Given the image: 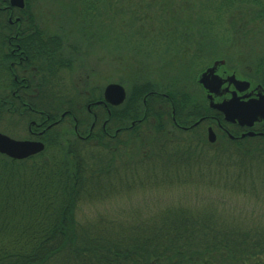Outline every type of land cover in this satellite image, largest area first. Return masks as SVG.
<instances>
[{"label": "trees", "instance_id": "trees-1", "mask_svg": "<svg viewBox=\"0 0 264 264\" xmlns=\"http://www.w3.org/2000/svg\"><path fill=\"white\" fill-rule=\"evenodd\" d=\"M111 1L76 0L75 13L77 16L75 18L80 28V38L83 41L88 42L89 34L91 35L89 42L94 40L97 45L100 40L106 39V37L99 38L102 34L98 31L105 23L103 14L107 12ZM113 1L114 4L117 2V0ZM155 1L146 0L137 6L140 9L143 5L153 6ZM202 1L204 0H198V3ZM206 1L209 5L207 9L209 13L200 10L195 17L188 16L186 20L189 26H186L185 31L176 32V29L174 31L163 26L156 29L146 28L143 23H148L147 19L145 21L142 16L132 15L129 22L136 32L133 33L128 29V39L131 40L134 34L146 42V44L139 43L133 46L136 48L137 56L141 58L139 60L146 64V60H149L150 54L154 51L153 48L166 45L168 39L172 41V38L173 41L170 42L171 46L168 51L172 56V67L169 73L175 77L177 74L181 75L184 80L190 72H195L190 82L200 89L197 77L212 64L206 63V65L205 61L212 59L211 61L216 62L219 60V53L214 46L205 49L206 46L202 48L201 44H197L195 54L190 55L184 61L186 58L184 55L188 54L185 47L191 46V43L187 44L184 40L198 36L210 39L207 43L209 45L221 42V35L223 37L228 35L229 39L235 38L232 36L238 34V30L234 26L236 25L234 13L245 8L252 10L253 13L249 14L254 17V21L260 23L264 21V0ZM118 3L120 4L119 1ZM165 4L168 2L165 1ZM19 13L26 22L20 19L11 33V27L6 19L0 17L1 37H5V33H7V38L17 37L15 44L18 46L15 47V52L26 56L23 58L22 55L21 60L16 58L12 60L10 54L4 53L0 57L1 62L8 61L9 63L5 71L11 80V85L16 89L10 90L13 101L6 97L5 90H3L4 93L0 92V107L6 105L12 110L17 103L25 115L29 117L34 115L42 120V123L37 124L39 126L37 130L47 123L56 126L64 118L69 117L71 126L73 124V129L70 130V137L74 139L72 146L78 149L79 156L72 161L63 160L64 162L59 164L55 157L52 159L51 156L48 158L45 155L47 150L53 149L51 146L54 149L58 148L62 141H56L54 144V141L45 140L46 147L41 153L20 161L8 160L11 163L26 164L27 168L24 167L22 171L12 169L6 160H0V264H264V223L255 224L252 230H247L246 227L236 223L216 220L205 212L204 214L209 216H189L184 208L166 209L160 212L153 221L143 225L128 222L126 227H120L111 219L102 220L103 217H99L97 220L100 221L93 226L88 225L92 222L87 221L82 222L83 224L76 223V203H74L76 196L81 193H86V196H95L109 190L107 182L118 179L117 171H111L116 166L112 164V157L121 148L126 149L130 154L136 149L140 150L143 147V141L140 139L143 133L151 136L156 132L163 138L172 136L171 141L166 139L165 142L177 148L178 156L174 158L175 166H172L173 169L169 173V175L172 173L174 178L165 177L168 180L174 179L175 182L184 181L190 172L184 170L182 162L178 166V161L184 157L186 151H191L193 146L204 149L206 147L208 149L217 148L206 141L202 124L193 127L201 115H210L212 111L204 103L197 102L193 94L188 92L186 85L182 89L177 88V80L174 77L164 88L148 81L134 83L132 86L134 90L132 92L130 90L121 105L112 107L101 103L100 106H94L104 111L102 119L98 110H91V105L87 109L93 128L96 130L91 137L88 134L89 130L85 134V136L88 134L86 139L91 138L86 145L92 144L94 148V156L89 155L88 150H93V148L89 147L86 150L83 149L84 145L80 146L83 137L79 135L78 124L80 123L75 116L83 110L84 106L82 108V104L77 105L76 101L72 102L64 86L62 90L61 87H56L55 93L50 86L46 85L49 82L43 86V78L46 77V80L47 77L53 76L55 62L57 69L62 67L67 69L70 65V59L66 57L69 52L68 47L62 45V37L58 36L57 39L54 36L48 38L44 35L43 29L35 25L27 6L24 5V10H19ZM173 15L169 18L167 16L159 19L148 17V19L158 20L161 23L163 20L170 22L174 18L180 19ZM237 19L249 21L245 13H241ZM114 27L115 25H111V34L113 40H116L119 34ZM117 29L120 28L117 26ZM197 29H200V32H196ZM216 32L219 37H216ZM38 36L43 37L42 50L38 48L34 50L28 42L31 40L35 44L38 43L32 39ZM150 36L164 39V41L156 45L151 42ZM25 38L28 40L24 41ZM53 42L56 45L51 47ZM73 52L70 53V57ZM157 52L165 53L164 46L155 52L156 58L158 56L161 59L162 54ZM29 53L34 54L35 57L33 55L34 58H30ZM205 53L208 56L206 59ZM224 60L226 62V59ZM22 62H26L29 71L32 72L25 80L18 78L19 72L16 70ZM222 69L227 72L232 71L226 64ZM254 69V71H247L241 68L239 73L236 70L235 73L264 87V49L257 54ZM19 82L26 85L21 93V89L16 88ZM4 84L3 87H7L6 80ZM104 88L101 93L99 92V96H94L96 98H93L92 90L82 93L79 91V95L92 97L93 102L102 101ZM2 98H5L7 102L4 101L2 104ZM18 106L14 109H18ZM14 109L12 112L15 114L17 110ZM37 137L42 138L40 135ZM64 147L66 146L63 144L60 149L66 151ZM227 151L230 156L232 154L240 156L238 160H242L243 163L247 159L264 162V137L257 136L232 142ZM83 152H86L88 156ZM146 153L144 156L147 155ZM64 154L69 157L72 151ZM0 157L5 156L0 155ZM187 157L190 158L188 155ZM162 163L164 164L163 171L165 167L166 175H168V169L172 167L168 168L167 162ZM122 164L131 167L132 170L126 168L120 178L130 175L145 181L151 179L150 176L146 178L138 175L139 173L134 170L135 166H131L132 163L123 161ZM27 169H29L27 175L21 173ZM43 180L45 181L44 187ZM119 183L124 188L126 187L121 181ZM21 213L22 215L19 216ZM115 226L119 230L113 232L111 229ZM87 227L88 230H86ZM8 230H11L12 235Z\"/></svg>", "mask_w": 264, "mask_h": 264}, {"label": "rangeland", "instance_id": "rangeland-1", "mask_svg": "<svg viewBox=\"0 0 264 264\" xmlns=\"http://www.w3.org/2000/svg\"><path fill=\"white\" fill-rule=\"evenodd\" d=\"M2 1L3 0H0L1 9L5 7L10 8L6 2L2 3ZM165 1L168 2V4H165ZM144 2H146V0H117V4H114L112 0L108 6L107 12L103 14L105 23L101 27V30L98 31L102 34L99 38L106 37V39L100 40L97 45L94 40L89 42L90 34L87 36L88 42L80 38V28L75 18L77 16L75 13L76 0H24V5L25 7L27 6L28 12L34 18L35 25L43 29L44 35L48 36V38L54 36L57 39L58 36H60L62 37V45L68 47L67 49L69 52L66 57L70 59V65L67 69H64V67L57 69L55 67V62L53 65V76L47 77V81L45 80L46 77H44L43 86L46 82H49L46 85L50 86V88L54 90V93L56 92V87H61L62 90L64 86L72 102L76 101L77 105L82 104V108L84 106L79 114H75L80 123L78 124V129L80 132L79 135L83 137L81 140L82 144H80L81 147L84 145L83 149L85 148L87 150L89 147L93 148L92 144L89 146L86 144L91 140V135L93 136L96 132L91 123V117L87 113V109H89L91 105V110H98L101 119L104 117V111L100 107H94L95 105L100 106L102 103L101 100L93 102L91 99L92 97L87 95V98L81 96V94L79 95V91L82 93L92 90L93 98H96L94 96H99L101 90L106 85L118 84L123 87L127 95L130 90L131 92L134 90L132 88L134 83L139 84L148 81L160 85V88H164L169 85L170 79L174 77L177 80V88L179 87L182 89L186 85L189 89L188 92L192 93L197 99V102L202 104L201 90L190 82L195 72H190L184 80L181 75L177 74L175 77L169 73L172 67V56L168 51L170 50L169 46H171L170 42H172L173 39L171 38L172 41H170L169 38L168 42L165 43L166 45L163 44L153 48L154 51L150 54L149 60H146V65L142 60H139L140 57L137 56V52L135 51L136 48L133 47L135 44H146V42L140 40V37L134 34L132 35V39L129 40L128 29L133 33L135 31L133 25H130L129 22L131 20L129 18L134 15L142 16L145 21L147 19L148 23L141 22L146 28L154 27V29H156L163 26L166 29L169 28L174 31L176 29V32L180 30L185 31L186 26H189L186 20L188 16L195 17L200 10L204 11V13H209L207 10L209 6L208 2L206 0L199 3L198 0H187L185 2H181L180 0H156L153 6L143 5L141 7L142 9H140L137 5ZM179 10H181L180 13ZM123 12L124 14H122ZM241 13H245L249 21L237 19ZM249 13L253 12L248 8L234 13L237 25L234 26L238 30V34L236 33L232 36L235 38L229 39L227 37L230 36L225 35L223 37V35H221V42L209 45L207 43L210 39L199 38L198 36L189 38V40H184L187 44L191 43V46L187 45L185 47L188 54L184 55V57L186 56L184 61H186L190 55L195 54L194 50H197V44H201L203 46L202 48L206 46L205 49L214 46L219 53V60H223L224 66L226 64L231 68L232 71L229 73L232 75L239 77L235 72L237 71V73H239V69L241 68H245L247 71H254V64L257 62V54L264 49V21L261 23L259 21H254V17ZM171 15L180 17V19L174 18L170 22L169 20H163V23L158 20L148 19V17L159 19L167 16L169 18ZM18 16H20L22 22H26L23 16L24 20L21 18L20 13L15 12L12 17L7 15V23L8 19L14 22L18 21L19 18H16ZM111 25H115L114 29L118 30L119 35L115 38L116 40H113ZM224 25H226V23ZM117 26L120 29H117ZM13 27H11L10 33ZM200 29H197L198 31L196 30V32H200ZM223 33L224 32H222V34ZM1 35L0 57L6 53L10 54L13 60L14 57L12 54L14 48L12 47L14 45L18 46L15 44L17 39L15 41L12 40L14 43L10 44L8 41L10 37L7 38V33H5V37H1ZM216 35V37H219L217 32ZM42 36L32 38L33 41H37L39 44L31 42V40L27 38H25L24 41L28 40L29 44L34 47V50L37 48L42 50ZM150 40L156 45L162 40L164 41V39H158V37L155 36H150ZM24 41L23 43L27 45ZM52 44L51 47L56 45L55 42ZM163 46L165 48V53L157 52L158 54H162V56L161 59L158 56L156 58L155 52L158 49L161 50ZM76 49L79 50L76 51ZM149 50H151L150 47ZM71 52H73V55H71L72 57H70ZM29 54L31 55L30 58L35 57L34 54V57L31 53ZM24 57L26 56L23 54V58ZM206 58H208V56L205 53V59ZM224 59H226V62ZM211 60L208 59L205 61V64H213ZM152 61L154 64H150ZM8 65V61H0V92L4 93L3 90H5L4 94L6 97H8L9 100L11 98V101H13L14 99L11 97L10 90L16 89L11 85V80L5 71V69L9 67ZM1 66L3 68H1ZM16 70L19 72L18 78L22 80H25L32 73L29 71L26 62H22ZM219 71L223 72V69H219L218 72ZM5 80L6 84H8L7 87H3V85L5 86ZM21 82H19L16 87L17 90L21 89L20 93L26 86ZM2 99V104L4 101L7 102L5 98ZM14 106L13 109L18 106L17 103ZM13 109L10 110L6 105L0 107V134L18 141H39L43 144L44 148L46 147L45 140L54 141V144H56V141H62L60 146L64 144L66 146L64 148L67 152L72 151L69 157L64 154L67 152L62 151L60 146L55 149L51 146L53 149L47 150L45 155L48 156V158L51 156L52 159L55 157L58 159L59 164L64 162L63 160L68 159V161H72L75 157L79 156L78 149L72 146L74 139L70 137V130L73 129V124L71 126V119L69 117L64 118L63 121L56 126L55 124L47 123V125H43L41 129L37 130L39 127L37 124L42 123L39 117L34 115L29 117L27 114L25 115L19 106L18 109H14L15 111L17 110L15 114L12 112ZM33 124L35 126H31ZM206 125L209 126L211 124L207 123ZM206 125L202 124L205 139L208 141ZM212 129L215 133L219 132V134H217V139L213 143L214 145L212 144L214 147H217L216 149H208L207 147L204 149L203 147L193 146L192 150L186 151L184 157L178 161V166H180L182 162L181 165L184 170L190 172L184 181L175 182L174 179L168 180L165 177L169 176L174 178L172 173L170 175L169 173L173 169L172 166H175L173 162L174 158L178 156L177 148L165 142L166 139L171 141L172 136L163 138V136L158 135L156 132L151 136L147 134L144 135L143 133L140 136V139L143 141V147L140 150L136 149L130 154L126 149L121 148L115 153V156L112 157V164H114L113 166L116 165V168L114 167V170L111 171H117L118 179L107 182L109 190L95 196H86V193H81L76 196V200L74 201V203H76V223L83 224L82 222L87 221L92 222L88 223V225L93 226L100 221L97 220L99 217H103L102 220L111 219L114 224L120 227H126L128 222L134 223L135 225H143L153 221L160 212L166 209L174 210L179 208H184L189 216L210 215L219 221L242 225L244 228L246 227L247 230H252L255 224L264 223V162H259L255 159H247V161L243 163L242 160H238L240 156L236 154L235 156L233 154L230 156L226 150L232 142L236 141L230 140L223 133L220 134L221 132L218 130L216 131L215 126H213ZM87 130H89L88 134L90 135L88 139H86L88 134L85 136ZM37 135L42 136V138L37 137ZM221 140L222 142H220ZM93 151L94 148L93 150H88L87 153L94 156ZM142 152H147V155L144 156ZM87 153L83 152V154L86 155ZM187 155L190 156V158H188ZM170 156L173 157L171 158ZM5 157H0V160H6L12 169L22 171L24 167L27 168L26 164L11 163L8 161L9 158ZM159 160L164 163L167 162L168 168L172 167L168 169V175H166L167 172H165V167L163 171L162 166H164V164ZM123 161L129 164L132 163L131 166H135L134 170L136 173H139L138 175L146 178L150 176L151 179L145 181L135 178L136 176L133 178L130 175H125L120 178L121 173H123L126 168L132 170L131 167L122 164ZM157 161L162 165L160 166ZM28 170L29 169L21 173L27 175ZM109 173L113 174L112 172ZM63 180L65 181L64 178ZM14 181L17 182V180ZM119 181L126 187L124 188ZM234 183H236V185ZM44 185L45 181L43 180V187ZM20 210L22 211V207ZM200 212L203 214L205 212L209 215H203ZM22 213L19 214V216H21ZM82 226L86 227L85 225ZM88 229L87 227L86 230ZM111 230L114 232L119 230V228L115 226ZM8 231L12 235L11 230Z\"/></svg>", "mask_w": 264, "mask_h": 264}, {"label": "water", "instance_id": "water-1", "mask_svg": "<svg viewBox=\"0 0 264 264\" xmlns=\"http://www.w3.org/2000/svg\"><path fill=\"white\" fill-rule=\"evenodd\" d=\"M24 0H10V7L22 8ZM217 62L211 68H208L202 73L198 79V83L206 90L211 100V95L216 93L223 84V81L215 74ZM239 92L247 88L248 84L243 81L236 80L234 76L226 79ZM125 99V92L118 84L108 85L103 92V104L116 107L120 105ZM210 108L214 109L224 115L226 121L238 119L246 127H251L253 122L257 119L264 120V96H259L258 100H251L248 102H239V99L232 97L229 101L221 104H214L210 102ZM252 136L251 133L247 134ZM244 137V136H242ZM214 135L211 129L208 130V141L214 142ZM44 146L39 141H18L11 139L5 135L0 134V154L12 160H23L31 156L41 153Z\"/></svg>", "mask_w": 264, "mask_h": 264}, {"label": "flooded vegetation", "instance_id": "flooded-vegetation-1", "mask_svg": "<svg viewBox=\"0 0 264 264\" xmlns=\"http://www.w3.org/2000/svg\"><path fill=\"white\" fill-rule=\"evenodd\" d=\"M9 5V0H3L2 3H5ZM7 6V5H6ZM10 6V5H9ZM19 10H24V6L22 8H15V7H5V8H0V17H2L3 19H6L7 15H10L12 17V15H14L15 12L19 13ZM10 17V18H11ZM19 18L18 21L14 22L11 21V19H8V25L10 27H15L16 24H18L20 22V16L16 17ZM7 21V20H6ZM14 27L12 28L14 30ZM15 33V32H13ZM16 39H18L17 37H13V38H9L8 41L10 44H12V40L15 41ZM15 45L12 47L14 48V52H13V57L16 59L21 60V56L23 55L22 53L17 54L15 51ZM217 62V67L215 70V74L223 81V84L221 85V87L218 89V91L214 94L211 95V100L209 99V94L206 90L203 89V87L199 84L200 86V90L202 92V103H204L205 106L208 107L209 110L212 111V113L210 115L207 116H200L194 123L193 127L195 126H201L200 124H207L210 123L211 125L207 126L206 128L209 130L212 129L213 126H215L216 131H220V134H225L230 140L232 141H239V140H244L245 138H254V137H264V120L261 119H257L256 121L253 122L252 126L246 127V126H242L240 125V121L238 119H233L232 121H226L224 118V115L214 109L210 108V102L214 103V104H221L223 102H227L229 101L232 97L239 99V102H248L251 100H258L259 96H264V87L261 84H256L254 83V81H251L249 79H245L243 77H237L235 75H232L229 72H226L225 70H223V72H218L219 69L223 68V62L222 61H216ZM215 63V61L213 62V64ZM213 64L211 66H213ZM13 65V64H11ZM209 67H206L204 69V71L202 73H204ZM201 73V74H202ZM200 74V75H201ZM235 74V73H233ZM199 75V77H200ZM237 75V74H236ZM230 76H234L236 80L239 81H243L246 82L248 84L247 88L244 89L243 91L239 92L238 90H236V88L233 86L232 83H229L228 77ZM199 79V78H198ZM207 130V131H208ZM248 133H252V136H248ZM217 134L213 131V135H214V141L217 139ZM245 135V136H244ZM221 136V135H220ZM244 136V137H242ZM221 139V137H220Z\"/></svg>", "mask_w": 264, "mask_h": 264}]
</instances>
